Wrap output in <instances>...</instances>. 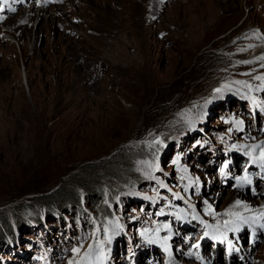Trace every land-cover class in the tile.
<instances>
[{"label": "rangeland", "instance_id": "rangeland-1", "mask_svg": "<svg viewBox=\"0 0 264 264\" xmlns=\"http://www.w3.org/2000/svg\"><path fill=\"white\" fill-rule=\"evenodd\" d=\"M0 4V264L257 254L264 228L221 211L235 187L264 203V0H50L47 24Z\"/></svg>", "mask_w": 264, "mask_h": 264}, {"label": "bare ground", "instance_id": "bare-ground-1", "mask_svg": "<svg viewBox=\"0 0 264 264\" xmlns=\"http://www.w3.org/2000/svg\"><path fill=\"white\" fill-rule=\"evenodd\" d=\"M6 1L7 2L8 1L14 2V5L16 4L17 6H19V8H21V10L24 11V13L21 16L22 17V20L33 19L35 17V15H36V11H38V18H39V16H41V20H43V23L44 24H47L46 23L47 20L45 21V18L49 16V13H46L47 8L45 9L44 7L47 6V5H49V1L50 0H46V1L45 0H42L40 3L39 2L34 3L31 0H26V3H25V0H6ZM57 1H61V0H52V3H55ZM24 3H25V5H24ZM0 6H2V5L0 4ZM3 6H5V5H3ZM22 6H23V8H22ZM54 8H57V10L58 9H61V8H59V6H54ZM53 13H54V11L50 12V14H52V15H53ZM201 14L202 13H200V15ZM51 20L52 19H50V21ZM201 23H202V21H201ZM198 25H199V23H198ZM198 29H199V26H198ZM0 31H1L0 33H4V32L7 33V32H9V30H7V28H5V25H4V27H1L0 28ZM203 37H202V39H203ZM10 42L11 41H9V39H6L5 37L0 36V54H2L4 56V59L6 61V63H4V66H8V67L9 66H15V60H16V57L14 55L13 49H11L9 47H6V45L9 44ZM3 45H5V46H3ZM24 47H25V43L22 42V49H24ZM35 51L36 50L33 48L32 53H34ZM22 53H23V55H25V57H28L29 56V55H27L25 53L24 50L22 51ZM263 146H264V142L261 143L260 145L255 144V147L258 148V149L262 148ZM254 148L252 150H254ZM263 155H264V152H263ZM233 158H235L233 160L234 163L229 166V169L228 170L234 172L235 171V168L238 167V164H240V162L242 161V159L237 158V156H233ZM238 175H240V174H237L236 176H238ZM242 179L243 178L241 176V178L239 179V182H241L242 184H240V185L244 188V190H245L244 193H247V192H249L250 188L247 185L244 184V181ZM256 182H257L256 184L259 183L257 180H256ZM215 186H216V184H215ZM235 188H236V190L234 192H228L226 194V198L228 199V202L226 203V205L224 207H223V204H222V211H221V213L224 212V211H228V210L233 211L234 213L235 212H237V213L238 212H241V213L247 212L248 215H247V217H245V220L251 218V219H253L255 221V223H257L258 225L260 224L264 228V203H260L259 201H256L252 196H245L243 194L238 193L237 190H239V189L237 187H235ZM218 191H219V200L220 199L222 200V198H223V196L225 194V187L223 186V188H221ZM262 192L263 191H261L260 193H262ZM207 193L210 195V194H212V191H208ZM261 201H263V200H261ZM199 203H202V201L199 200ZM206 203H207L206 200H203V206L204 207H206L204 205ZM213 210H215V208H213ZM258 220L262 221V223H258ZM232 224H233V222H232ZM251 224H252V222H251ZM251 226H254V225H251ZM245 230H246V228L243 227L242 229H240L239 231H237V233H238V234H236L237 244H240V242L243 240L244 231ZM260 234H261V237H260ZM256 235L257 234L255 233V235L252 238H250V239H253L254 238L252 242H254L255 239H257L258 241H260L262 239V241H263L262 236H264V233L259 232V237H257ZM218 245L220 246V244H216V245L213 244L214 248H212V251L211 252H208V254H210L209 259H208L209 262H217L218 258L216 256V253L220 250V247H218ZM222 245H223V249L225 250V252L229 253L230 256H231L232 255V251H231V249L228 248V247H230V244L229 243H223ZM245 249L250 250V253L252 254V251L254 250V247L249 244L248 247L245 248ZM236 252L238 253V251H236ZM201 255L202 254H200V256ZM200 256H197L196 258L199 259ZM241 256L242 255H240V257H236L235 255H232L233 261H235L237 264H244L243 261L240 260ZM250 263H253V264H264V244L259 249V251L257 252V254L253 255L252 259L251 258H250V260L247 259L246 264H250ZM179 264H196V263L195 262L194 263L193 262H189V261H181V263H179Z\"/></svg>", "mask_w": 264, "mask_h": 264}, {"label": "trees", "instance_id": "trees-1", "mask_svg": "<svg viewBox=\"0 0 264 264\" xmlns=\"http://www.w3.org/2000/svg\"><path fill=\"white\" fill-rule=\"evenodd\" d=\"M94 192H95V194L99 193V191L98 192L94 191ZM28 193H30V192H28ZM22 194H24V193H22ZM55 194H56L55 196L58 197L64 204L69 205L70 209L74 208L75 206L78 207L80 204V197L77 196L76 194L72 193L69 190H65V189L64 190H58ZM61 206L58 207L57 213H59L60 210L63 208ZM78 209H80V207H78ZM77 215L79 216V214H77Z\"/></svg>", "mask_w": 264, "mask_h": 264}]
</instances>
